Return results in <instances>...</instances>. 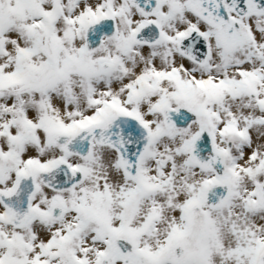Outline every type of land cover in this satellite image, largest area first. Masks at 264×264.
<instances>
[{
	"label": "snow or ice",
	"instance_id": "6c2138e0",
	"mask_svg": "<svg viewBox=\"0 0 264 264\" xmlns=\"http://www.w3.org/2000/svg\"><path fill=\"white\" fill-rule=\"evenodd\" d=\"M0 264H264V0H0Z\"/></svg>",
	"mask_w": 264,
	"mask_h": 264
}]
</instances>
